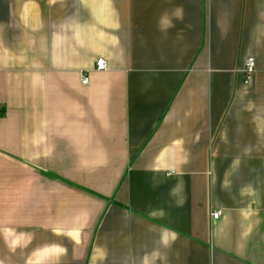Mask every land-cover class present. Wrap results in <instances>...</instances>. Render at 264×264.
I'll return each mask as SVG.
<instances>
[{
	"label": "crops",
	"instance_id": "0c3cea01",
	"mask_svg": "<svg viewBox=\"0 0 264 264\" xmlns=\"http://www.w3.org/2000/svg\"><path fill=\"white\" fill-rule=\"evenodd\" d=\"M0 264H264V0H0Z\"/></svg>",
	"mask_w": 264,
	"mask_h": 264
},
{
	"label": "built area",
	"instance_id": "2783aa9c",
	"mask_svg": "<svg viewBox=\"0 0 264 264\" xmlns=\"http://www.w3.org/2000/svg\"><path fill=\"white\" fill-rule=\"evenodd\" d=\"M255 66H256L255 65V59L254 58H248L246 63H245L244 69H243L246 82H251L252 81L253 74L255 72ZM96 68H97V70H100V71L106 70L107 69V63H106L105 59L99 58L96 61ZM82 82H83V84H87L88 83V78L87 77H83ZM220 216H221V212L220 211H217V212L213 213V219L214 220L218 219Z\"/></svg>",
	"mask_w": 264,
	"mask_h": 264
}]
</instances>
